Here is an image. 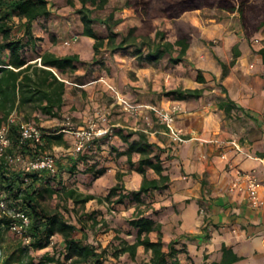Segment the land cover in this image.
Here are the masks:
<instances>
[{
    "label": "crops",
    "instance_id": "0c3cea01",
    "mask_svg": "<svg viewBox=\"0 0 264 264\" xmlns=\"http://www.w3.org/2000/svg\"><path fill=\"white\" fill-rule=\"evenodd\" d=\"M74 25L68 32V25L54 29L57 36L54 41L47 37L40 40L39 53L45 50L59 56L76 53L81 60L77 69L61 75L67 85L60 116H40L39 124L50 133L60 131L69 118L76 125L94 118L99 126L109 128L107 139L100 141L102 146L97 151L103 156L107 170L92 181L94 186L89 192L107 194L118 182V172L127 188L139 189L143 174L130 167L127 155L118 156L116 152L126 149L137 136L124 140L118 134L119 129L143 130L156 149L161 148L165 173L170 176L167 188L153 190L144 197L155 210L146 216L161 223L164 248L169 250L173 245L183 264L223 261L264 264V204L253 207L245 191L230 189L236 168L253 170L264 198V61L260 53L264 43L253 48L241 28L237 33L228 31L227 22L216 21L206 27L203 35L207 39L221 37L219 44L210 48L204 40L194 38L184 60L163 69L158 60H153L154 64L146 63L145 58H137L138 52L112 49L107 41L100 47L101 55L99 51L95 53V39L83 33L82 21ZM145 53L141 54L145 57ZM8 55L6 51L5 56ZM100 56L104 57L105 66L93 63ZM33 57L31 61L39 62L38 53ZM117 70L122 76L115 81ZM129 72H135V76L131 77ZM198 73L204 75V81L197 79ZM107 82H115L133 105H177L176 125L186 136L197 138L181 143L173 141L153 110L140 106L127 107L125 111L117 107ZM163 85L169 89L201 88L202 93L177 98L163 94ZM104 114L106 119L100 117ZM63 133L66 142L69 138L75 142L72 133ZM98 144L94 145L96 149ZM58 145L62 147V143ZM67 153L73 152L61 155ZM139 157V153H133L134 167ZM147 175L158 176L152 168L147 169ZM201 207L205 213H201ZM149 235L153 240L158 239L157 230ZM134 240L135 237L129 242ZM140 251H145L143 245L137 247L136 253ZM148 252L150 260L151 251ZM123 253L125 258L131 256L128 251ZM234 256L238 258L231 259Z\"/></svg>",
    "mask_w": 264,
    "mask_h": 264
},
{
    "label": "trees",
    "instance_id": "16d2710c",
    "mask_svg": "<svg viewBox=\"0 0 264 264\" xmlns=\"http://www.w3.org/2000/svg\"><path fill=\"white\" fill-rule=\"evenodd\" d=\"M79 1L81 5L77 10L83 23V33L95 39V53L105 41L112 49L125 48L130 41V45H135L137 52L140 53H143L146 46V60H159L169 55L172 62L179 63L184 60L193 35L200 34L197 25L181 19L176 20L174 41L168 39L165 32L159 28L152 38L151 35L143 33L140 26L131 27L128 34L116 41L114 23L109 22L114 13L111 12L109 17L104 19L107 34L96 30L94 26L97 21L93 14L95 9L103 8L109 0ZM69 2L73 4L74 0ZM52 4L51 0H0V121L6 119L13 111L19 116L10 127L11 144L8 148L10 153L16 155L17 160L9 163L4 157L0 159V197H4L10 206L25 210L31 217L27 228L31 241L27 244L11 229L10 217L0 214V264H105L106 249L100 250L99 245L90 239L86 226L70 220L60 208L48 207L43 200L47 196L58 195L78 205L97 197L93 193L78 190L75 185H69L68 182L70 180L74 182L79 173L83 178L94 180L106 172L107 167L103 159L97 157V151L102 146L100 141L106 140L109 132L92 138L83 148L73 151L72 154L57 155L55 172L46 169L27 171L23 163V159L35 158L48 151V147L53 143L66 142L63 131L48 133L44 130L42 143L30 141L22 143L20 121L32 120L39 124L40 116H60L65 103L67 83L58 77L54 69L60 75L72 72L77 69V63L81 60L76 53L64 56H59L51 50L39 53L42 37L35 33L34 22L48 18L53 12ZM128 4L135 7L143 16L144 22L154 15L164 14L177 18L187 9L218 4L229 11L240 12L241 23L248 37L264 26V9L261 14L258 12L254 15L251 0H129ZM21 25L24 28L20 31L17 27ZM51 40L54 41L55 37L51 36ZM6 51L9 52L8 57L5 56ZM27 51L30 52L29 55ZM37 53L41 64L38 61H31ZM260 53L264 61V46L260 48ZM223 66L226 68L227 65L223 63ZM197 79L204 81L205 77L198 73ZM201 93V88H174L165 92L166 95H174L177 98L199 96ZM118 134L124 140L137 135L129 141L128 147L124 150H117L115 145L112 147L117 150V155L128 156L130 167L141 172L143 180L139 189L122 192L119 173L118 182L109 189L104 199L110 200L117 195L116 202L122 203L131 196L145 202L143 194L165 189L170 183V176L165 173L166 166L161 158V148L156 149L155 144L143 130L119 129ZM97 142L99 144L96 149L94 145ZM134 152L140 154L136 167L132 159ZM149 168L158 176L149 177L147 175ZM65 209L70 210L67 205ZM130 224L135 229V240L129 242L122 239L120 247L114 251L117 256L126 251L134 256L137 247L143 245L145 250L151 251L148 264H183L173 245L169 250L164 248L160 222L141 214L132 218ZM153 230L158 231L157 240H153L149 235ZM54 236H58L60 241L52 246V250H46L41 258L36 260L30 253V248L51 245ZM237 258L238 256H234L231 259ZM216 264H226V261Z\"/></svg>",
    "mask_w": 264,
    "mask_h": 264
},
{
    "label": "rangeland",
    "instance_id": "374dc122",
    "mask_svg": "<svg viewBox=\"0 0 264 264\" xmlns=\"http://www.w3.org/2000/svg\"><path fill=\"white\" fill-rule=\"evenodd\" d=\"M128 1L129 0H109V2L103 8L95 9L93 14L97 18V21L94 25L96 30L100 31L103 34H107L108 29L104 22V19L108 18L109 14L112 12L114 13V17L110 19L109 22H112V24L114 23L113 30L117 33L116 41H119L125 34H128L130 28L133 26H140L141 31L143 33L151 35L152 38L155 37L156 29L159 28L165 32L168 39L174 41L176 38V20L178 21L182 19L194 23L200 29V34L193 35L192 41L194 38H200L204 40V42L210 48L219 44L221 41V37L215 36L213 38L207 39L204 38L203 33L206 27L211 26V24L216 21L227 22L229 27L226 30L228 31L231 30L232 32L237 33V30L241 28L244 37L249 40L253 48L259 47L264 43V38H261V32L264 31V26L261 29L255 31L250 37H248L245 34L244 28L242 26L241 15L238 10L229 11L223 7H220L218 4L204 5L197 8L187 9L177 18H171L164 14H159L148 17L146 22H144L143 16L137 12L134 6L128 4ZM51 2L53 3V14L51 15V17L39 19L38 21L34 22L35 33H39L42 39H45L47 37L51 40V36H54L56 38L57 36L53 32L54 29H63L68 25L69 27L66 30L68 32L70 26H75L74 23H77V21L81 20L80 13L77 10L81 5L79 0H74L73 4H71L69 0H51ZM251 6L255 11L254 15L258 12L261 14L262 10L264 9V0H251ZM69 18L71 20L68 21ZM17 28L21 31L20 27ZM228 31L225 34H227ZM127 45L128 46H126L125 49H131L132 51L137 52L136 46L130 45V41L127 42ZM144 49L145 51L147 50L146 46L144 47ZM145 51L143 50L142 52ZM101 52L102 49L100 48L98 53L101 55ZM174 53L176 54L177 52L175 51ZM138 56H140L137 57L139 60L145 58L144 55L140 52H138ZM103 59L104 57L100 56L99 60L95 59L93 63L105 66V60ZM145 61L146 63L154 64L153 60ZM157 62L163 69H169L170 66L173 67L176 64L171 61L169 55L164 56ZM108 68L110 70L109 74H112L111 72L113 71H111V67L109 66ZM114 74H116L115 81L117 79H121L122 74L119 70L114 72ZM129 74L131 77L135 76V72H129ZM113 84L118 90L119 94L115 93L110 87L109 88L114 93L115 97L113 98L117 101V107L120 106L125 111H128L125 102H123L122 100H128L127 97L124 95L121 88L115 84V82H113ZM167 89H169V87L163 85V94H165ZM215 96L216 95H210V97ZM119 97H122V99ZM91 120L95 121V119L92 118L79 125H85ZM72 124L76 125L73 123V121ZM161 124L163 125V123ZM69 133L71 134V132ZM74 139L76 141V138ZM70 141L72 140H70L69 138L67 142L62 143V147H58V143H54L52 146L48 147V151L54 153L55 155H61L66 151L73 152L75 151V142L72 143ZM67 148L69 150H67ZM97 155L99 159H103L102 155ZM119 173L120 172L117 173V177ZM92 181L93 180H90V178H83V175L79 173L76 176V180L74 182L70 180L68 183L69 185H75L78 190L84 193H90L89 191L94 186V183ZM120 184L123 187L122 192L133 191V189H129L125 186L122 174ZM105 195L106 194H98L96 198L89 199L87 202L78 205H74L73 201H67L66 199H64L63 197L61 198L58 195L52 197L47 196L43 200V202L50 208H60L70 220L86 226L87 230L89 231L90 239L99 245L100 250L103 248L106 249L105 257H107V261L105 262V264H148L149 252L146 250L140 251L134 256L128 255L127 258L123 256V252H121L119 256H117L114 251L118 247H120L122 239H126L128 241L134 239L135 229L130 224V220L141 214H153L155 210L152 209L151 206H149V202H141L131 196L126 198L122 203H118L115 200L118 197L117 195L113 196L110 200L104 199ZM145 195L146 194H143L142 197L144 198ZM100 196L102 197L101 199L98 198ZM65 205H67L70 210L65 209ZM147 211L149 212L147 213ZM52 239L53 243L51 245L45 246L43 248H30V253L35 257L36 260L40 259L41 255L46 250H52V246L56 242L60 241V238L58 236H54ZM6 242L7 241H5V243Z\"/></svg>",
    "mask_w": 264,
    "mask_h": 264
},
{
    "label": "built area",
    "instance_id": "2783aa9c",
    "mask_svg": "<svg viewBox=\"0 0 264 264\" xmlns=\"http://www.w3.org/2000/svg\"><path fill=\"white\" fill-rule=\"evenodd\" d=\"M39 64H41L40 57ZM1 65V64H0ZM55 73L59 78H62L61 75L54 69ZM65 80L64 78H62ZM108 86L117 94H119L116 87L107 82ZM122 99V97H119ZM125 102L126 108L131 107L138 109L140 106L151 109L156 114L158 120L163 123L166 128L167 134L173 141L176 142H186L190 139L197 137L186 136L184 131L176 125V111L178 109L177 105L171 107H165L162 105H133L128 102L126 99H122ZM18 113L13 111L9 116L0 121V159L6 158L9 163H14L17 160L15 154H12L8 151V148L11 144V139L9 136V131L11 125L17 121ZM103 119H106V115H101ZM60 131L71 132L74 134L75 141V150H79L85 146V144L96 136H101L109 132L108 127L99 126L97 121L91 120L85 125H73L70 119H67L65 125L60 129ZM44 129L42 125L37 124L32 120H22L20 121V141L25 143L27 141L34 143H42L44 139ZM237 149L242 151L241 146L238 143H235ZM57 155L49 151H45L43 154L31 158L23 159L24 166L27 171L34 169H46L50 172H55L57 170ZM260 181L253 170H244L242 168H236L234 177L230 183V189L232 190H242L245 191L248 202L253 207H259L264 204V198L261 196L260 192ZM201 213H205V208L201 207ZM0 214L10 217V227L11 229L22 238L24 243H30L31 236L27 234V228L30 225L31 217L28 212L21 208L10 206L9 202L4 198L0 197ZM53 243V239L51 244ZM67 264V263H66Z\"/></svg>",
    "mask_w": 264,
    "mask_h": 264
}]
</instances>
